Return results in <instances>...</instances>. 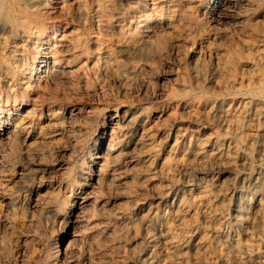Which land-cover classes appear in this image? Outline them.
<instances>
[{
    "label": "clouds",
    "instance_id": "9594fccd",
    "mask_svg": "<svg viewBox=\"0 0 264 264\" xmlns=\"http://www.w3.org/2000/svg\"><path fill=\"white\" fill-rule=\"evenodd\" d=\"M162 2L152 0L150 12L131 16L140 9L144 0H129L127 3L125 0H73L71 4L67 0H0V73H3L0 75V128L8 124V131L0 138V264H71L72 260L79 264L84 257H87L88 264H117L115 258L112 262L105 259L102 253L106 245L102 244L99 236L88 239L89 234L97 228L107 227L116 213L97 209L95 204L84 210L78 206L75 197V190L87 185L93 169L98 167V147L102 141L97 132L102 127V120L106 119L104 114L109 105L94 106L89 117L80 121L74 116L64 118L60 110H54L55 104L83 102L80 80L84 77L80 76L79 70L56 71L55 66L64 63V57H72L67 61L71 65L83 56L96 55L97 70L102 65L110 79L120 80L128 88L144 81L154 90L155 77L162 74L164 64L169 59L166 38L176 33L189 46H194L204 24L201 10L204 18H229V24L212 30L216 33H231L238 29L242 35L252 33L264 40V0H220L219 7L216 6L217 0H167L165 7L160 6ZM56 16L66 24L75 26L71 36L64 37L68 41L67 51L59 50L56 37L63 27L57 25ZM93 18L100 32H110L112 25L117 20L121 21L116 43L124 46L119 52L115 51L114 45L101 39H98L95 53L88 50L89 26ZM151 19L167 20L171 32L161 28L154 31L152 36L133 44V39L139 35V28ZM133 25L136 27L133 28ZM211 51L210 47L207 57L203 52L198 53L191 64L188 63L187 53L182 55L180 82L183 87L173 99L190 100L197 104L207 102L210 111L216 109L218 102L239 101L243 110L241 115H247L253 107L257 115L264 114V51L256 50L253 53L247 82L238 83L232 82L229 73L241 58L247 59L246 53L241 56L233 49L226 55L217 54V64L213 66ZM140 65H147L151 71L138 76L130 74L135 73ZM50 72L55 75H50ZM217 73L219 78L215 79V84L223 85L220 90L208 86ZM5 80L7 87L4 86ZM30 94L36 96L35 106L24 119L9 122L15 105L29 103ZM53 95L57 96L56 100L52 99ZM128 95L126 92L125 96ZM109 97L113 100L112 107L118 112L121 107L118 91L110 92L105 99ZM45 103L49 104V118L56 123L47 124L30 141L32 125L27 120H35L36 113ZM137 103L140 101L129 103V107L135 108ZM6 109L9 121L4 120ZM40 118L43 119L42 114ZM136 119L134 116L132 123L126 127H131ZM56 128L64 129L67 139L50 140L47 133ZM242 130L243 126L238 129ZM246 143L247 137L240 136L235 145V155L231 157V166L240 172L236 159L240 153H244L247 157L245 167L252 173L257 168L264 169V152H257L259 138L248 148L244 147ZM260 146L264 147V144ZM59 148H70V154L58 155ZM120 159L121 156H116L111 163H119ZM61 162L62 168L48 172L49 166ZM109 166L110 163L106 161L100 171L105 172ZM188 167L190 171L185 175L188 177L187 183L192 184L196 171L208 170V161L200 165L192 161ZM181 182L179 178L175 180V183ZM134 184L135 181L127 186L128 191L119 194L135 195ZM113 187L115 180L108 185L109 192ZM260 204L259 220L250 235L259 243H264V199ZM135 206L125 204L120 211L128 214ZM74 211L76 220L86 219L89 224L92 220H106L108 224L73 229V239L62 246V230ZM226 221L227 217L216 226L218 233L225 230ZM142 224L143 220L123 229L125 245L121 248L122 259L137 258V249H143L152 238V232L147 231L137 249H133L131 256L128 255L126 243L129 234L134 231L135 236L131 238H138ZM220 247L223 252L224 246ZM259 250L258 244L250 247L239 243L227 254L228 264H233V255L243 264L246 256L251 257Z\"/></svg>",
    "mask_w": 264,
    "mask_h": 264
},
{
    "label": "bare ground",
    "instance_id": "6f19581e",
    "mask_svg": "<svg viewBox=\"0 0 264 264\" xmlns=\"http://www.w3.org/2000/svg\"><path fill=\"white\" fill-rule=\"evenodd\" d=\"M127 2L129 0H125V3ZM67 3L71 4L73 0H67ZM219 3L220 0H217V7H219ZM166 4L167 0H163L160 6L165 7ZM152 8V0H144L140 9L133 12L131 16L150 12ZM201 17L204 19V24L201 28L202 34L198 35L194 46H189L176 33L166 38L168 40L169 59L165 64L168 65L167 63L173 61L178 66L174 67L177 70L172 71V74H170L174 78L173 88L171 91L169 89L170 93H166V97L159 104L152 103L151 99L154 98L149 96L139 99H129L127 96L125 99H120L121 107L118 112L114 107L107 109L108 111L104 114L106 119L102 120V127L97 132V136L102 141L98 147V167L93 169L91 176L94 173L93 180L95 183L107 188L108 192V185L113 180H115V187L125 185L123 191L125 192L127 190V181L131 177L135 181L134 185L138 187V191L151 189L162 199L159 205L155 203L157 209L150 211V219H148L145 228L144 236L147 231H151L153 234L149 244L145 247L146 251L143 250L146 252L147 258H142L148 264H228L227 254L235 249L239 243L250 247H255L258 244L260 249L258 252H254L251 257L246 256L243 264H264V243H259L258 240L250 235V232L257 226L258 213L261 212L260 201L264 199V169L257 168L256 172L252 173L245 167L247 157L244 153H240L236 159V164L240 166L241 171L237 172L236 168L231 166V157L235 155V145L240 136L247 137L245 148H248L259 138L260 143H258L257 152L258 154L264 152V147L260 146L264 144V114L257 115L255 107H253L247 115H241L243 110L239 101L235 103L218 102L216 109L210 111V105L207 102L197 104L190 100L173 99L177 91L183 87L180 78L183 64L182 55L184 53H187L188 63L191 64L198 53L203 52L207 57L208 50L211 47L213 66L217 64V54L226 55L233 49L241 56L246 53L247 59L241 58L229 75L232 82H247V72L252 66L253 53L256 50L264 51V40L252 33L242 35L238 29L231 33H216L212 30L229 24V18L217 19L212 16L204 18L203 10H201ZM55 19L57 25L63 27V31L56 37L59 50L62 52L67 51L68 41L64 40V37H70L75 30V26L66 24L59 16H56ZM120 24L121 21L117 20L112 25L110 32H100L95 18H93L89 26L91 35L87 41L88 50L95 53L98 47V39H101L107 40L109 44L114 45L115 51L119 52L121 47L124 46L116 43V36L120 32ZM135 27L136 25H133V28ZM161 28L171 32V29H168L167 20L151 19L143 23L139 28V35L133 39V44L138 43L140 39L152 36L154 31H159ZM181 45H184V47H180ZM214 45H219L220 47H212ZM127 46L129 48L132 47V45ZM53 47L55 48L56 45ZM121 58L124 59L125 57ZM70 59H72L71 56L64 57V63L55 66L56 71L79 70L80 76L84 77V79L80 80L81 90L84 93L83 102L63 105L55 104L53 108L54 110H60L64 118L74 116L77 121L85 120L95 106L89 105L87 103L88 100H85V96L91 97L93 94L106 95L107 91H109L107 89L108 79L98 76V72L101 73L103 66L101 65L100 69L97 70L96 55L83 56L77 62L68 65L67 61ZM149 71L151 69L147 65H140L135 73L130 74L138 76L143 72ZM49 74L55 75L54 72ZM0 75H3V73H0ZM217 78H219L218 73L210 79L208 86L220 90L223 85L215 84V79ZM34 79L35 77H33ZM4 86L7 87V80L4 81ZM230 86L231 84H229ZM53 87L55 86L53 85ZM123 90L125 93L128 89L124 87ZM60 95L62 96L63 93ZM124 95L122 94V96ZM35 99L36 96L30 94L29 103L16 104L10 121L6 114V109L4 120L16 122L18 118L24 119L28 111L35 106ZM52 99L56 100L57 96L53 95ZM136 101H140V103H137L135 108L129 107V103ZM228 108L230 110H227ZM48 109L49 104L45 103L40 111L36 113L35 120H27V123L32 125V136H29L30 141L36 138L40 129L47 124L56 123V121L49 118ZM41 114L43 119L40 118ZM134 116L137 117L135 123L131 127H126L132 123ZM249 124L252 127H248ZM241 126H243V130L238 131ZM7 131L8 124L5 123L0 128V138ZM47 135L50 140L67 139L65 130L60 128L49 131ZM57 152L60 156H62V153L68 155L70 154V148H59ZM116 156H121L120 162L111 163L112 158ZM106 161L110 163V166L102 173L100 168L104 167ZM192 161H196L197 165L208 161V170L196 171L192 184H188L187 179L183 183H175L173 172L177 171L176 173L179 175L188 178L185 173L190 171L188 165ZM54 167L49 166L48 172L54 171ZM164 180L167 181L166 186L157 185L158 181ZM95 183L92 185L94 186ZM82 189L83 187L75 190L76 203L80 208L87 210L92 203H95L97 209L107 211L110 204L108 200L99 199L100 197H97V199L95 192V194L92 192L83 193ZM117 189L119 191L118 187ZM120 191L117 193H120ZM222 192L224 194H221ZM119 195L120 199L124 201L132 196ZM138 200L141 201L140 199ZM249 200H251V203H249ZM121 203L119 204L118 202V206H115L116 208L112 207L117 210L114 212L116 215L113 216V219L116 222L119 221L122 225L132 226L136 224V216L131 217V215L129 216L120 211V208L124 205L122 201ZM134 205H136L137 211L141 212V208L137 206L138 203L134 201ZM74 216L75 211L70 214L68 224H73L75 221H88L86 219L76 220ZM143 216L145 217V214ZM225 217H227L225 230L218 233L216 226ZM113 219H111V222ZM87 224L90 227L95 224H108V221L92 220L91 224H89V221ZM114 228L115 226L111 227V224H108L107 227L97 228L89 234L88 239L97 236H106L109 239V236L113 235L116 229ZM206 237L210 239H206ZM221 245L224 246L223 252H221ZM86 259L87 257H85ZM232 259L233 264H240L234 255Z\"/></svg>",
    "mask_w": 264,
    "mask_h": 264
},
{
    "label": "rangeland",
    "instance_id": "374dc122",
    "mask_svg": "<svg viewBox=\"0 0 264 264\" xmlns=\"http://www.w3.org/2000/svg\"><path fill=\"white\" fill-rule=\"evenodd\" d=\"M171 62H172V64H171ZM171 62H169V63H167L168 65H164V68H163V71H162V74L161 75H159V76H157V77H155V81H154V83H155V85H156V87H155V89L153 90L152 88H150L149 87V85L148 84H146L144 81H141V82H139L138 84H133L130 88H128V87H125L126 89H128V90H126L127 91V93H129V95H128V98L130 99H139V98H146V97H152V98H154V99H151V102L152 103H155V104H159L165 97H166V93L168 94V93H170V91L172 90V88H173V77H172V75H170V74H172V69H175L178 65L177 64H175V62H173V61H171ZM167 66V67H166ZM175 67V68H174ZM166 68V69H165ZM169 70V71H168ZM177 70V69H176ZM175 70V71H176ZM166 72V73H165ZM168 72V73H167ZM171 72V73H170ZM174 72V71H173ZM102 73V74H101ZM101 73L100 72H98V76L99 77H103V79L104 78H106V80H107V89L109 90V91H107V93H106V95H101V94H93L91 97L90 96H85V100L87 99L88 101H87V103L90 105H95V106H104L105 104H107V105H109V107L107 108L108 110L110 109V108H113L112 107V105H113V100L109 97V98H107V99H105V97L106 96H108V94L110 93V92H112V91H118V94L120 95L119 96V99H125V98H127V96H125L124 94L126 93H124V90H123V88H124V84H123V82L122 81H120V80H113V79H110L109 77H108V75L106 74V72L103 70V68L101 69ZM164 73V74H163ZM106 74V75H105ZM110 79V80H109ZM113 85V86H112ZM136 85V86H135ZM166 85V86H165ZM162 86V87H161ZM110 87V88H109ZM119 87V88H118ZM139 87H140V89H139ZM112 88V89H111ZM122 88V89H121ZM169 89H170V91H169ZM165 90V91H164ZM162 91V92H161ZM169 91V92H168ZM142 93V94H141ZM122 94L124 95V96H122ZM135 95V96H134ZM139 95V96H138ZM131 96V97H130ZM144 96H146V97H144ZM156 96H157V98H156ZM94 97V98H93ZM122 97V98H121ZM124 97V98H123ZM102 98H103V100H102ZM111 99V100H110ZM100 100H102V101H100ZM160 100V101H159ZM111 101H112V103H111ZM110 102V103H109ZM96 103V104H95ZM107 110V111H108ZM62 155H67L66 153H62ZM61 166V167H60ZM54 167V166H53ZM63 167V162H61V164H58V165H55V167L53 168L54 169V171H55V169L56 168H62ZM177 171H174L173 172V177L175 178V180L177 179V178H179V180H181L182 182L181 183H183L184 181H186V179H188V178H186L185 176H181V175H179L178 173H176ZM94 176V173H93V175L91 176V177H89V181H88V183H87V185H85L84 187H83V189H82V192L84 193V192H89V193H96V198L98 197H100L99 199H101V198H104V199H106V200H108V202H110V204H109V208L111 209L112 207H114V208H116L117 206H118V202H119V204L121 203V201L123 202V204L125 205V204H129V203H131V204H134V201L135 202H137L138 203V205L137 206H139L140 208H141V212L139 211H137V209L134 207L133 208V210L130 212V213H128V215L130 216L131 215V217H135L136 216V218H137V222H140L141 221V218H142V220H143V224H142V226H141V228H142V230H141V233H140V236L138 237V238H136V239H133L132 240V238L130 237V236H135V232L133 231V232H131L130 234H129V239L132 241H130V240H128V242L126 243V249H128L127 250V252H128V255L129 256H131V254H132V250L133 249H137V245L139 244V242H141L142 241V239H143V237H144V233H145V228H146V224H147V222H148V219H150V215H151V212L153 211V210H156L157 209V206H156V204L157 205H159V203H161V201H162V199H160L159 197H158V195L153 191H151V189H148V190H139L138 191V187H136L135 185H133V187H135V190L137 191H135L137 194H135V195H132L130 198H127V199H125V201L124 200H121L120 199V195L118 196V194L119 193H117V192H119L120 191V189H123V190H121L120 191V193L121 192H123L124 191V186L125 185H119V186H116V187H113V189H112V191L111 192H108L107 191V188H105V187H102V185L100 186L98 183H95V181L93 180V177ZM178 176V177H177ZM130 179H128V184H127V186L128 185H130V184H133V179H131V177H129ZM129 180H131V181H129ZM92 181V182H91ZM167 181H158L157 183V185H159V186H161L162 187V185H164V186H166L167 185V183H166ZM93 183H95L94 184V186L92 185ZM162 183V184H161ZM164 183V184H163ZM147 184H149V183H147ZM146 184V185H147ZM98 185V186H97ZM182 185V184H181ZM180 185V186H181ZM97 188H96V187ZM179 186V187H180ZM53 187H55V184H53ZM99 187H101V188H99ZM117 187L119 188V191H118V189H117ZM123 187V188H122ZM182 187V186H181ZM95 189V190H93V189ZM100 190H99V189ZM103 188H104V190H103ZM127 188V187H126ZM89 191H88V190ZM91 190H93V191H91ZM102 190V191H101ZM117 190V191H116ZM129 189L127 188V190L126 191H128ZM104 191V192H103ZM116 192V194H115V192ZM98 192V193H97ZM106 192H107V194H106ZM146 192V193H145ZM149 192H150V194H149ZM94 193V194H95ZM110 193V194H109ZM114 193V194H113ZM139 193V194H138ZM104 194V195H103ZM106 194V195H105ZM147 194V195H146ZM100 195V196H99ZM108 195V196H107ZM117 197H116V196ZM139 195V196H138ZM105 196V197H104ZM111 196H113V197H111ZM142 196V197H141ZM146 196V197H145ZM149 197V198H148ZM97 198V199H98ZM110 198V199H109ZM134 198V199H133ZM140 199L141 201H139L138 199ZM143 199V200H142ZM130 200V201H129ZM138 200V201H137ZM118 201V202H117ZM124 202H127V203H124ZM112 203H114V204H112ZM116 203V204H115ZM141 203V204H140ZM156 203V204H155ZM93 204H95V203H92L90 206H89V208L93 205ZM122 204V203H121ZM113 205V206H112ZM152 205V206H151ZM116 206V207H115ZM123 206V205H122ZM149 207H150V209H149ZM156 207V208H155ZM108 208V209H109ZM114 208H112L111 209V211H110V209H109V212H116L117 210L116 209H114ZM108 209H107V211H108ZM149 211V212H147V211ZM151 211V212H150ZM145 212V213H144ZM144 215L145 214V217H147V219H144V216L142 215V214ZM147 214V215H146ZM112 219H113V217H112ZM79 222V223H78ZM75 221L73 224H66V226L63 228V230H62V234H61V236H60V241H61V245L63 246V245H65L67 242H69L70 241V239L72 240L73 238H72V231H71V229L73 230V229H79V228H81V227H84V226H88V221H84V222H82V221ZM113 222V223H112ZM112 222L110 223L111 224V227H114L115 226V231L113 232V235H111V236H109V239H108V237H104V236H99L100 237V239H101V242H102V244H104V245H106V247L104 248V252L102 253V254H104L105 255V259L107 260V261H109V262H112L113 261V259L115 258V261L117 262V264H144V262H146V260L144 261V259H146L147 258V255H146V246H147V244H149V241L145 244V247L143 248V249H137V251H138V253H139V255L137 256V258H135V259H127V260H124V261H122L123 259H122V257H123V251H121V248H122V246H124L125 245V241L123 240V239H121L122 237V233L121 232H123V228H125V226H128L129 228L131 227V226H129V225H126V224H124V225H122V223H119V221L118 222H116L114 219L112 220ZM116 222V223H115ZM136 222V223H137ZM83 224V225H82ZM87 224V225H86ZM115 224V225H114ZM118 224V225H117ZM82 225V226H81ZM122 225V226H121ZM123 227V228H121V227ZM75 227V228H74ZM121 229V231L119 232V230ZM132 233H134V235H132ZM121 237V238H120ZM142 237V238H141ZM65 238V239H64ZM102 238H104V239H102ZM110 238H111V240H110ZM141 238V239H140ZM113 240L115 241V245L113 244ZM120 240V241H119ZM117 242V243H116ZM138 242V243H137ZM129 243V244H128ZM134 243V244H133ZM137 243V244H136ZM113 247V248H112ZM113 249H115V251L113 250ZM120 249V250H119ZM130 249V250H129ZM143 250H145V251H143ZM141 251V252H140ZM120 252H122V253H120ZM63 254V253H62ZM71 255H72V253L70 252L69 253V257H71ZM144 259H143V258ZM141 258H142V260H141ZM139 260V261H138ZM124 262V263H123ZM71 264H77V262L75 261V260H72L71 261ZM79 264H88V259H86L85 260V257H84V259L83 260H81L80 262H79ZM146 264H148L147 262H146Z\"/></svg>",
    "mask_w": 264,
    "mask_h": 264
}]
</instances>
